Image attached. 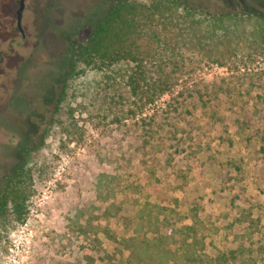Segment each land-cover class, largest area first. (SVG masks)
Segmentation results:
<instances>
[{"label":"rangeland","instance_id":"rangeland-1","mask_svg":"<svg viewBox=\"0 0 264 264\" xmlns=\"http://www.w3.org/2000/svg\"><path fill=\"white\" fill-rule=\"evenodd\" d=\"M83 1L27 0L24 38L18 0H0V193L20 164L31 195L24 219L0 212V264L118 263L128 251L104 226L135 233L148 201L181 212L179 222L199 218L212 254L237 251L229 264H264V40L254 19L224 66L189 53L176 91L145 103L128 84L132 63L71 68L95 25L76 31L67 8ZM190 1L264 14V0ZM21 69L33 82L63 78L36 133L13 122L31 92L16 82Z\"/></svg>","mask_w":264,"mask_h":264},{"label":"trees","instance_id":"trees-1","mask_svg":"<svg viewBox=\"0 0 264 264\" xmlns=\"http://www.w3.org/2000/svg\"><path fill=\"white\" fill-rule=\"evenodd\" d=\"M252 19L264 40L261 13L236 11L230 5L211 11L190 0H113L78 48L71 68L74 71L78 62L85 68L132 63L131 92L152 103L176 91L182 77L178 71L189 53L224 66L225 57L236 51L234 44L240 45ZM25 175L20 166L1 191V214L11 209L19 220L24 219L31 197ZM168 210L146 202L135 222V233L129 235L120 237L104 226L107 236L128 251L126 259L115 264H229L238 257L236 250L212 254L199 235L202 221L196 217L184 222L179 215V222L171 216L181 212Z\"/></svg>","mask_w":264,"mask_h":264},{"label":"flooded vegetation","instance_id":"flooded-vegetation-1","mask_svg":"<svg viewBox=\"0 0 264 264\" xmlns=\"http://www.w3.org/2000/svg\"><path fill=\"white\" fill-rule=\"evenodd\" d=\"M21 1L22 0H18L19 7L21 5ZM23 1L25 4V7L23 10L22 25L24 22L25 10L27 9V0H23ZM107 4L112 5V2L102 1L97 4L95 3L93 4L89 1L84 0L80 5H74L72 7L71 6L68 7L67 8L68 10L75 11L74 15L76 16H72L71 18L75 22L74 24H75L76 31L80 32L82 27L85 26L86 24H91V23L96 24L98 20H96L95 22L93 19H91V16L98 15V14L99 15L104 14L106 11ZM32 5L33 7L31 6V10L34 13L36 11V6H34L35 2ZM17 10H16V13H17ZM83 15H87V16L83 17ZM17 25H18V15H17ZM18 29L20 30L22 36L26 38L27 33L25 30V27L23 26V30H21L18 25ZM17 72H18V76L16 78V82H18V79L21 80L20 78L24 77L26 82L28 83V88L31 92L29 96H27L26 105L24 106L22 110H19L18 117L15 116L14 113L12 112L13 108L11 106H9L7 110L5 109L6 110L5 113L11 112L14 115L13 122H17L20 125L23 124L22 126L25 125L28 128H30V130H31V127H33L34 129L33 132L36 133L38 132V126L40 125V123L44 122L47 118V115L53 110V106L55 105V102L57 101V98H58L56 87L62 83L63 78L62 79L60 78L57 84L52 83L51 78L54 72L50 71L48 75L45 76L44 80H41L39 82H35V81L33 82V80H31L28 75H23L22 77H20L22 69L18 70ZM59 77L61 76L59 75ZM16 82H14L12 86L7 87L9 91V96L7 97V99L4 98V100L6 99V101L3 104H6L8 101H10L11 97L15 94V91L11 92V88L16 84ZM51 85H54L55 88ZM34 88H38L40 90L39 93L36 95V97L33 94ZM40 106H41V109H43L44 111H40L37 109ZM29 107H31V109H29ZM0 110L1 112H3L4 109L3 110L0 109ZM7 162L8 161L6 160V164H8ZM20 166H21L20 164H17L15 167H13L12 174L15 172V169Z\"/></svg>","mask_w":264,"mask_h":264},{"label":"water","instance_id":"water-1","mask_svg":"<svg viewBox=\"0 0 264 264\" xmlns=\"http://www.w3.org/2000/svg\"><path fill=\"white\" fill-rule=\"evenodd\" d=\"M25 4L24 1H21V5L17 10V15H18V25L21 30H23V25H22V18H23V10H24Z\"/></svg>","mask_w":264,"mask_h":264}]
</instances>
